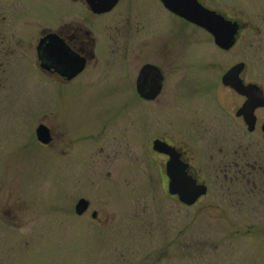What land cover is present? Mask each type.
Returning a JSON list of instances; mask_svg holds the SVG:
<instances>
[{
    "label": "rangeland",
    "instance_id": "1",
    "mask_svg": "<svg viewBox=\"0 0 264 264\" xmlns=\"http://www.w3.org/2000/svg\"><path fill=\"white\" fill-rule=\"evenodd\" d=\"M199 1L242 21L229 50L158 0H122L90 17L98 58L67 82L38 65L37 45L46 19L71 7L78 20L81 4L0 0V264H264V172L242 179L230 148L243 136L240 161L264 167V140L244 131L233 113L240 97L219 85L242 60L244 80L264 87V0ZM123 17L133 30L115 42L104 25L121 27ZM147 56L165 82L150 103L125 77ZM176 81L216 87L179 94ZM40 123L48 144L36 139ZM157 138L190 151L208 187L194 203L168 192ZM80 198L88 206L78 214Z\"/></svg>",
    "mask_w": 264,
    "mask_h": 264
},
{
    "label": "water",
    "instance_id": "2",
    "mask_svg": "<svg viewBox=\"0 0 264 264\" xmlns=\"http://www.w3.org/2000/svg\"><path fill=\"white\" fill-rule=\"evenodd\" d=\"M99 1L103 0H87L90 8L95 12L110 9L117 0H104L103 3ZM161 1L168 10L176 15L209 31L213 35L214 43L220 48L227 50L234 44L238 28L236 21L204 6L199 0ZM37 57L40 67L43 69L52 67L59 74L68 78L77 74L84 66V59L69 50L52 34L40 39L37 45ZM243 66L244 64L240 62L230 67L222 76V81L240 94L245 95L246 99L237 110V114L243 116L247 129L251 131L254 129L255 123L254 110L257 106L264 104V95L257 84L243 83L238 77ZM160 79L161 75L158 69L151 64H145L137 77L136 86L139 94L145 98L155 97L160 88ZM262 131L264 137V123ZM35 136L42 144H48L51 141L49 128L43 123L36 126ZM153 149L166 153L169 157L165 164V173L168 177L167 189L171 195L177 196L178 200L184 204H192L206 193V185L197 183L192 176L187 174V164L180 160L174 147L162 140H154ZM87 206L88 200L80 198L75 206L76 213L81 214Z\"/></svg>",
    "mask_w": 264,
    "mask_h": 264
},
{
    "label": "flooded vegetation",
    "instance_id": "3",
    "mask_svg": "<svg viewBox=\"0 0 264 264\" xmlns=\"http://www.w3.org/2000/svg\"><path fill=\"white\" fill-rule=\"evenodd\" d=\"M77 1L81 4V6L83 8L82 10L78 9V11H77V13L79 14L80 18L77 20V18H78L77 16L71 15L73 10L76 12V9H74V8L71 9V7L70 8L68 7L66 9L64 8L62 10V15H58V13H57L55 17L50 18V19H46V22H45L46 25H44L42 27V32L43 33L39 37V40H38V43H39L40 39L43 38L44 36H46L48 34L55 35L57 37V40L62 42L69 50H71L72 52L77 54L80 58L84 59L83 68L77 74H75L74 76H72L70 78H68L67 76L59 74L52 67L49 68V69H45V70L43 69V71H45L47 74L55 75L56 77H59L60 79H63L64 81H67V82L68 81H72V79H74L78 75H80L83 72V70L85 69V67L87 66L89 61H91L95 57L98 58V56L95 54V48H96V45L100 41L99 37H100L101 34H96V32L94 31L97 28L94 27L95 24H93V23H91L89 21L90 17L92 18V17H95V16H100V15L108 14L110 12H112V14H113V12H114L113 10H115L117 8V6L120 4L119 2H121L122 0H117L115 2V4L110 9L105 10V11H101V12L93 11L90 8L87 0H77ZM99 2L103 3L104 0L103 1H99ZM158 2L161 3L164 6V4L162 3L161 0H158ZM165 9H167V8L165 7ZM168 12L172 13L174 16H177L179 19H182L184 22L190 23L193 26L203 30L205 32V34L208 37L211 38L212 43H214L213 35L209 31H207L205 28H203V27H201L199 25H196L195 23H192L190 21L185 20L184 18L176 15L175 13H173L170 10H168ZM127 15L130 16V17L133 16L131 14V12L127 13ZM70 17L72 19H70ZM225 17L229 18L231 20H234V21H236L238 23L237 32L235 34V42L232 45V47H233L237 43V41H238V39L240 37V29L243 27V23L239 19L230 18V17H228L226 15H225ZM3 18H4V14L1 13L0 14V20L3 19ZM65 18L67 20H63ZM54 20H57V21L54 22ZM124 20H125V22L122 23L121 27H119L118 24L115 21L110 22V24H105L104 25V26H108L107 30L109 31V38H111L112 40L114 39L115 42H117L119 39L124 41V39L127 36V33L130 32L128 30V26L132 27V30H133V24L128 19V17L127 18L123 17V21ZM54 23H57V24L53 25ZM111 23H113V24H111ZM132 30H131V32H132ZM161 37H162L161 33L159 32V37L157 39L158 40H162ZM47 42H48V40H47ZM214 45L217 48H219L220 50H224L225 51V49L220 48L215 43H214ZM163 46L164 45L162 44L161 48H158V49L164 51V47ZM229 49H227V50H229ZM240 62H242L244 64V61L240 60V61H237V62L231 64L227 69H225L222 72L221 76H220V83L221 84H219V83L218 84L220 86L224 87V88H228L229 90H231L233 93H235L237 96L240 97V104L236 108L234 107V112L233 113L236 116V118H238V120L244 126L243 127L244 131L246 130V131H248L250 133L254 132V131L258 132V133L261 134L262 139L264 140L263 131H262V126H263V123H264V104H262L260 106H257L255 108V110H254V113H255L254 129L251 130V131L248 130L247 129V124L245 123V120L243 119V116L237 114V110L241 107V105L243 104V102L246 99L245 95L240 94L234 88H232L230 85L224 84L223 81H222V76L224 75V73L230 67H232L233 65H235L237 63H240ZM157 63H158L157 60L153 59L152 57L147 56L143 60L142 64L140 65V67H139V69H138V71H137V73L135 75V78H134V75L132 74V68L128 69V72H126V74H125L126 81L132 83V85L134 84V88H135V91H136L137 96H138L137 98H139L140 100L143 99V100L149 101V103L153 102L154 100H156V98L161 94L162 90L164 89V83H165L164 82V73L162 72L161 67ZM39 64L40 63L38 61V65ZM145 64H151V65L155 66L158 69V71H159V73L161 75L159 91L156 94V96L153 97V98H145V97L141 96L139 94V92L137 90V86H136L137 77L139 75V72H140L141 68ZM244 66H245V64H244ZM244 66L239 71L238 77L242 80L243 83H255V82H250V81H245L244 80L243 76L241 75V73H242V71L244 69ZM128 73H129V76H128ZM130 83L125 84V88L124 89H126L129 86ZM185 84H187V82L186 83H182V81H176L175 85H174V88H175L174 91L175 92L179 91V94H180V93H182V90H181L182 87H185V90H184L185 93H191V91H193V93H194V90L199 89V91L201 93H206L207 94L211 90L212 86L216 87L212 81H210V82L201 81L200 83H197V86L195 84H192V83L191 84L189 83L187 85H185ZM255 84H257L261 88V91H262V93L264 95V87L261 84H259V83H255ZM115 88L118 89L117 91L123 90V86L121 87L120 85L118 87H114V89ZM130 99H132V97ZM242 137L243 136H241V135H239L237 137V139L235 137H233V138L231 137L232 141H233V139H236V146H237V147H234V142H233V147H230L232 152L235 153V157H234V159L231 160V163L236 168L235 172L238 173V174L241 173L240 176H241L242 179L243 178L246 179L247 182H251V181L255 182L256 176L254 175V172L258 171V169H260L259 171H263L264 172V167H262L260 164H256L257 162L254 161V160L253 161H249V160L240 161L245 156V150H244V148H242V145H243L242 140H241ZM154 140H162L164 142H167L172 147H174L175 151L179 154L180 160L187 164V168H186L187 174L192 176L196 180L197 183L206 184L205 182H207V181H205L202 178L198 177V175H197V173L195 171V165L193 164V162L191 160L192 159L191 153L186 147H183L181 145V143L180 144H172L166 138H164V140L161 139V138H157V139H154ZM153 141H152V144H151L152 147H153ZM228 150H230V149L227 148V150H223V146L221 148H219V152H221L222 155L225 154V153H229ZM157 152H159V151H157ZM240 152H242V153H240ZM159 153L163 156V157H161V159L164 158V161H165L164 162V167H165L166 161H167V159L169 157H168V155L166 153H163V152H159ZM241 162H242V164H241ZM224 168H226V166H223L221 169H224ZM238 177H239V175H234V178H238ZM207 189H208V187H207Z\"/></svg>",
    "mask_w": 264,
    "mask_h": 264
}]
</instances>
